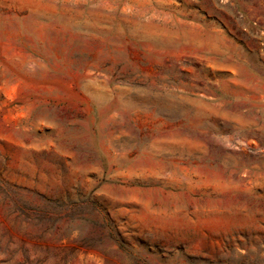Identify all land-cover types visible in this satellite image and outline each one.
Segmentation results:
<instances>
[{
    "label": "rangeland",
    "instance_id": "1",
    "mask_svg": "<svg viewBox=\"0 0 264 264\" xmlns=\"http://www.w3.org/2000/svg\"><path fill=\"white\" fill-rule=\"evenodd\" d=\"M0 264H264V0H0Z\"/></svg>",
    "mask_w": 264,
    "mask_h": 264
}]
</instances>
